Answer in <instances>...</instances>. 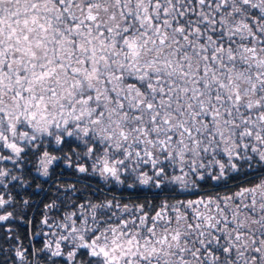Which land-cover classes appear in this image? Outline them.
I'll use <instances>...</instances> for the list:
<instances>
[{
  "label": "snow or ice",
  "instance_id": "snow-or-ice-1",
  "mask_svg": "<svg viewBox=\"0 0 264 264\" xmlns=\"http://www.w3.org/2000/svg\"><path fill=\"white\" fill-rule=\"evenodd\" d=\"M0 264H264V0H0Z\"/></svg>",
  "mask_w": 264,
  "mask_h": 264
}]
</instances>
